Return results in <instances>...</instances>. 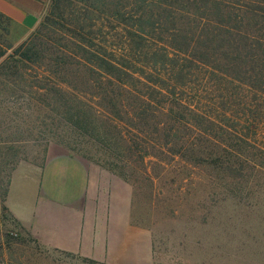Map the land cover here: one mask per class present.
Returning a JSON list of instances; mask_svg holds the SVG:
<instances>
[{
    "label": "trees",
    "instance_id": "obj_1",
    "mask_svg": "<svg viewBox=\"0 0 264 264\" xmlns=\"http://www.w3.org/2000/svg\"><path fill=\"white\" fill-rule=\"evenodd\" d=\"M16 55L45 68L57 128L145 127L230 178L264 170V0H52Z\"/></svg>",
    "mask_w": 264,
    "mask_h": 264
},
{
    "label": "rangeland",
    "instance_id": "obj_2",
    "mask_svg": "<svg viewBox=\"0 0 264 264\" xmlns=\"http://www.w3.org/2000/svg\"><path fill=\"white\" fill-rule=\"evenodd\" d=\"M33 33L19 40L0 17V264H110L42 245L7 207L24 167L64 153L89 166L115 207L129 208L140 243L151 245V261L139 264H264V170L230 178L189 152L169 150L145 127L124 143L65 121L57 128L50 91L36 86L45 68L14 67L16 50ZM257 133L264 147V122Z\"/></svg>",
    "mask_w": 264,
    "mask_h": 264
},
{
    "label": "crops",
    "instance_id": "obj_3",
    "mask_svg": "<svg viewBox=\"0 0 264 264\" xmlns=\"http://www.w3.org/2000/svg\"><path fill=\"white\" fill-rule=\"evenodd\" d=\"M51 2L0 0V17L22 40L39 27ZM21 172L22 178L12 180L7 207L39 243L110 264L151 261V245L140 243L129 208L115 207L113 193L98 191L94 172L81 158L58 154Z\"/></svg>",
    "mask_w": 264,
    "mask_h": 264
}]
</instances>
